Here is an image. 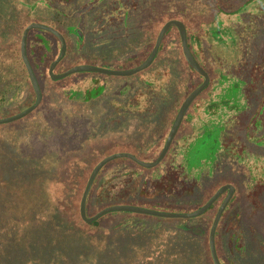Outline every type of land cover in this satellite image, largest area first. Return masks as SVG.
Segmentation results:
<instances>
[{
  "label": "rangeland",
  "instance_id": "1",
  "mask_svg": "<svg viewBox=\"0 0 264 264\" xmlns=\"http://www.w3.org/2000/svg\"><path fill=\"white\" fill-rule=\"evenodd\" d=\"M7 1L0 0V25ZM86 1H76L82 6L80 28L75 30L81 41L73 35V29L68 30L72 35L68 37L59 32L68 46L81 50L75 66L128 71L143 63L142 53L149 46L147 9L118 8L116 0H98L92 8ZM186 10L202 17L204 23L198 24L201 21L196 22L193 16L195 23L186 24L192 32L200 34L199 39L191 41L199 65L208 76L211 70H219L221 66L240 78L231 89L217 96L218 104H210L212 112L219 108L231 109L225 100L234 101L233 109L240 112L243 107L237 105L241 94V105L245 101L248 110L240 113L238 126L230 133L224 132L222 145L226 149L213 166V154L221 148L217 142L206 141L203 150L208 148L211 153L194 155L196 161L188 157L183 160V155L177 154V144L176 150L152 169L122 160L110 162L102 174L97 194L105 201L124 199L121 205L190 214L223 184L233 183L240 189L241 179L249 178L245 168L249 165L255 190L252 187L248 193L241 220L240 194L220 220L215 233V251L220 264H264V187L259 186L264 184V169L253 165V159L247 157H263L264 149L244 141L250 136L264 143V0H190ZM41 13L50 17L48 10ZM235 17L244 25L230 35L240 38V77L234 61L230 69L227 63L217 61L220 64L215 65L212 43L202 36L209 33L216 46L221 40L226 42V38L219 37L223 34L219 28L234 22ZM211 20L218 27L207 28L205 24ZM29 33V46L38 43L40 37L50 51L45 53L41 65L37 54L28 56L36 78L43 83L41 107L20 121L0 125V264H213L208 236L213 211L219 202L206 215L190 220L114 215L103 222L105 227L112 228L110 233L93 239L83 230L68 234L57 228L55 208L47 191L53 180L73 179L81 189L94 163L113 154H131L144 163L158 158L171 128L168 127L181 107L178 105L186 99V92H192L199 83L196 75L183 66L178 33L172 31L164 41V51L161 49L156 62L143 72L130 77L79 73L60 81L48 77L49 65L60 51L58 39L47 32ZM124 48L127 50L122 51ZM232 50L230 54L237 49ZM3 63H0V119L22 112L32 101L28 98V85L20 80L14 67L9 69ZM150 84L153 86L150 89L156 90L153 93L148 90ZM5 85L9 87L7 92ZM206 89L197 97L200 106L196 104L187 111L191 118L187 122L183 120L174 140L194 136L199 125L197 119H206L204 102L200 100L208 98ZM82 90L84 98L75 94L72 99L67 96L71 91ZM208 91L211 95L217 92H212L210 87ZM191 167L202 169L185 175V170ZM167 174L173 181L180 178L182 187L176 185L175 190L171 189L172 180L168 179V183L167 179H160ZM59 175L61 180L56 179ZM10 236L19 238L17 241L21 243L25 241L27 246L19 248L15 240L9 243V249L18 248V251L7 255L3 242Z\"/></svg>",
  "mask_w": 264,
  "mask_h": 264
},
{
  "label": "trees",
  "instance_id": "2",
  "mask_svg": "<svg viewBox=\"0 0 264 264\" xmlns=\"http://www.w3.org/2000/svg\"><path fill=\"white\" fill-rule=\"evenodd\" d=\"M76 1L77 0H12V1L8 0L7 1L8 3L5 4L4 10L6 12H4L5 14L4 19L2 21V25H0V63L6 62L3 64L9 69H12V67H14L15 70L14 68L13 70L18 73L20 80L24 83V85L26 84L28 85V89H29L28 98L31 99L32 101L28 102V105L26 108L33 105L35 101V95L30 85L28 75L25 70L24 64L22 62L21 55H20V41H21L22 33L24 29L31 23H39V24H43L51 28H54L55 30L60 32L64 37L72 36L68 33V30L73 29L74 30L73 35L76 37L78 41H81L80 37L77 35L75 30H79L80 28V10L82 9V6L81 5L79 6L76 3ZM194 1L196 2V0ZM189 2L190 0H146L145 2L142 0H116V4L118 8L129 9V8H134V7L135 8L144 7L148 11L146 16L148 18L147 27H148L149 46L145 48V51L143 50L145 53L147 52V54L142 53L145 55V57L143 58V61L146 59V57L149 55V53L153 49L155 38L165 23L171 20L180 21L184 23L185 25L186 24L188 25L189 23H195L193 20V16H194L193 13H187L188 10H186L188 8ZM86 3H87V6L93 8L99 2L98 0H87ZM193 6L194 5H192V7ZM47 10L50 11V17H47L45 14L41 13L42 11H47ZM125 15L126 17L129 16L128 14H124V16ZM233 15L235 14H232V16ZM194 17L196 18L195 20L196 22H199L202 20V17L200 16L199 17L194 16ZM198 24L201 25L204 23L201 21ZM188 30L190 31V29ZM35 31H39V30H35ZM172 31H176V28L171 27L168 29V31L166 32L163 38V41L161 43L157 56L160 54L161 49H163L164 51V47H165L164 41H166L168 36L172 34ZM40 32H44V31H40ZM192 34L194 35L195 33L192 32ZM38 39L43 41V39H41L40 37H38ZM126 50L127 49L124 48L122 51H126ZM131 50H133V48H131ZM80 52L81 50L79 47L71 45V44H69L68 46V43H67L66 55L64 56L62 61L56 66L54 72L57 74L63 73L67 71L68 69L74 67L75 62L78 61L77 58L80 57V54H81ZM180 56H181L184 68L185 69L189 68L190 72L196 75V77L199 79L198 85H200V83L203 81V78L189 67V65L185 62L181 51H180ZM156 58L155 60H157ZM155 62L156 61H154V63ZM209 78L211 80L210 85H209L211 91L212 92L221 91V93L217 95V92H216L213 95H211L210 91H206L208 98L207 99L201 98V102H204L203 111H204V116L206 117V119L205 120L197 119V122H199V125L196 128L197 131L194 136L188 137L186 135L182 137L181 140H179V138L177 140L175 139L173 141V144L171 146L172 148L170 149L168 155L170 154V152L176 150V147L178 144L179 149L177 148L178 149L177 154L183 155V158H182L183 160L185 159L187 160V157H188L190 158V160L196 161L195 158L199 156L198 153L200 152H207L206 154L210 155L211 152L210 150H208V148L206 151L203 150L206 141L213 142V143L217 142L218 145H220L221 147L219 149L220 151L218 150L219 152L216 153V156L212 153L213 157L215 156L214 157L215 162L213 163V165L216 162H218L219 156L224 154L223 150L226 149V147H223L222 145L223 137L226 135L224 132L230 133V131L232 130L234 126H238V122L240 120V113L244 111H240V112L235 111L233 109L234 101L232 100H229V101L225 100L227 101L225 102L226 104L231 105L232 107L231 109H226V108L216 109L217 107H215L214 110L215 109L216 110L212 112V108H210V104H212V102L218 104L217 96L219 95L222 96L226 92L227 89H231L233 83L240 81V78L234 75V72L231 69L224 70L221 68V66H219V70H216V71L211 70V75L209 76ZM47 79H48L47 81H50L49 78ZM198 85H196L195 87L197 88ZM152 87H153L152 84H150V86L148 87V90L150 91L151 90L150 88ZM4 88H5L4 90L5 92H7V90L9 89V87H6V85ZM155 91H156L155 89H152L151 93ZM75 93L69 92L67 96H69V98L72 99ZM190 93L191 91L186 92L185 97H187V95H189ZM242 100H243V96L241 97L240 101L242 102ZM196 104L200 106L199 103H196ZM196 104H194L193 107ZM41 105L42 103L40 104V107ZM243 105L246 107L245 101L243 102ZM178 106L180 107L181 103ZM246 110H248L247 107H246ZM190 118H191V114L190 112H188L185 115L184 122H187ZM227 126L229 128L228 130L225 131V128ZM170 127L171 126H169L168 128ZM195 141H196V145L194 144ZM244 141L248 142L250 145L255 144V146H257V144H259L261 145V147L259 148L264 149V143L261 140H254L252 137L246 136ZM191 147L195 148V150L191 151L190 150ZM194 155H196V157ZM236 155H240V154H236ZM204 156H207V155H204ZM121 160L126 161L132 165H135L133 162L127 159H119L116 161H121ZM100 161L101 159L95 162L94 165L91 167L90 171L85 176L84 184L81 189L80 188L78 189L79 185H75V181L73 179L68 180V181L53 180L51 182L48 188L49 190L47 189V191L49 193L51 204L55 208L54 214L58 221L56 223H57V228L59 230H63V232L65 233L67 232L68 234L69 233L78 234L80 233L79 231L83 230L82 232H85L86 235L90 236L93 239H96V238L109 234L112 229L111 227L108 228L103 225V222L105 220L110 219L114 215H125V214L128 215L129 214V213L109 214V215L102 217L98 221L94 222L90 226L86 225L81 220V217L79 214L80 199H81L83 190L85 188L86 182L88 180V177L91 171ZM116 161H113V162H116ZM253 162H254L253 165L256 164L255 166H260L262 169H264V160L262 158L261 159L255 158ZM111 163H108L100 170V172L98 173V175L96 176L92 184V187L89 191L87 201H86L87 217H92L95 214H97L99 211L107 207L123 204L124 199L113 198L110 201L108 200L105 201L101 199L103 198L101 195L97 194V191L100 188L98 187V185L100 183L102 174L104 173V171L107 169V167ZM202 165L203 163L200 164V166ZM248 166L249 165H245L247 172L249 170L252 171V167L250 168ZM200 169H202V167H200ZM188 170H185L187 171V173L184 172L185 175L187 174L190 175V172ZM249 173L250 171L248 172V175ZM61 176L62 175H59L56 179L61 180L62 179ZM217 189L218 188L214 190V193L217 191ZM213 194H211L209 198ZM214 207L215 206H213L212 209L209 210L208 212L212 211ZM208 212H206L204 215H206ZM213 212L215 213L216 209ZM17 239L19 238H14L10 236L7 238L5 242H3V250H7L6 251L7 255H15V253L18 251V248H16V250L9 249V243L15 242V240L18 243L19 248H23L27 246V243L25 241L21 243L17 241Z\"/></svg>",
  "mask_w": 264,
  "mask_h": 264
},
{
  "label": "water",
  "instance_id": "3",
  "mask_svg": "<svg viewBox=\"0 0 264 264\" xmlns=\"http://www.w3.org/2000/svg\"><path fill=\"white\" fill-rule=\"evenodd\" d=\"M175 27L178 31L180 42H181V48L183 52V56L185 58L186 63L189 65L191 69H193L196 73H198L202 78L203 82L195 88L183 101L175 119L174 122L168 132V135L166 137L164 146L158 156V158L151 162V163H144L137 159L135 156L127 153H118V154H113L105 159H102L91 171L88 180L86 182L85 188L83 190L81 200L79 203V214L81 217V220L86 224V225H91L94 222L98 221L102 217L113 214V213H129V214H135V215H141V216H148V217H156V218H165V219H171V220H190L194 218H198L205 214L211 207L212 205L221 197V195L228 190V194L219 206L215 217L213 219V222L211 224L210 230H209V236H208V243H209V250L211 254V258L213 261V264H220L218 257L216 255L215 251V233L217 226L220 222V219L222 217V214L225 210V208L228 205V202L233 194L234 188L231 185H225L220 187L209 199L208 201L201 206L199 209L194 211L193 213L190 214H172V213H162V212H156V211H151L148 209L140 208V207H132V206H127V205H114L107 207L101 211H99L97 214H95L92 217H87L86 215V201L87 197L89 194V191L92 187V184L100 172V170L108 163L118 160V159H127L130 160L131 162L135 163L136 165L144 168V169H152L157 167L165 158L166 154L168 153L170 146L179 130V127L183 121V118L190 107V105L195 101V99L208 87L209 84V76L205 72V70L199 65V63L196 61L194 56L192 55L190 48L187 43V35H186V29L185 26L182 22L176 21V20H171L168 21L163 25V27L160 29L156 40L154 47L148 57L141 63L138 67L128 70V71H110L106 69H101V68H96V67H91V66H84V65H77L74 66L67 71L60 73V74H55L54 70L56 66L62 61L64 56L66 55L67 52V44L65 38L54 28H51L49 26L39 24V23H31L29 26L25 28V30L22 33L21 41H20V55L22 62L24 64L25 70L28 75V79L30 82V85L32 87V90L35 95V101L33 105L28 107L27 109L23 110L22 112L6 119H0V125H6V124H11L17 121H20L24 119L25 117L29 116L31 113H33L40 105L42 101V92H43V83L39 81L35 73L31 67V63L28 59L27 55V41H28V34L32 30H39V31H44L47 32L54 37H56L60 43V51L58 56L53 60L48 68V76L52 81H60L63 80L71 75L74 74H79V73H93V74H102V75H107V76H113V77H130L135 74H138L140 72H143L147 70L155 60L157 53L159 51V47L161 45V42L168 31L169 28ZM80 36V34H79Z\"/></svg>",
  "mask_w": 264,
  "mask_h": 264
},
{
  "label": "flooded vegetation",
  "instance_id": "4",
  "mask_svg": "<svg viewBox=\"0 0 264 264\" xmlns=\"http://www.w3.org/2000/svg\"><path fill=\"white\" fill-rule=\"evenodd\" d=\"M128 18H126V20H127ZM233 21L234 22H232V23H228V24H223L222 26H220V28H219V30H221V29H223V34H221V35H219V37L220 38H226L225 39V41L226 42H224L223 40H221V42L219 43V44H217L218 46H216V43L214 42V39H213V37L209 34V33H205V35L204 34H202V36L203 37H207L208 39H209V41L212 43L211 44V51H212V55H213V58L215 59V65L216 64H220V63H227L229 66H228V69H230L232 66H233V64H231V62L232 61H234L236 64H237V75L240 77V64H239V57H240V42H238V39H240L238 36H237V38L235 39V38H233L232 36L230 37V35H232V33L233 32H236V30L239 28V30H240V27L241 26H244V25H240L239 23H238V18L236 17V18H234L233 19ZM237 21V22H236ZM184 24V23H183ZM184 26H185V29H186V35H187V43H188V46H189V48H190V51H191V53H192V55L194 56V58L196 59V61H197V53L195 52L196 51V49H194L195 48V46H194V44H191V41H192V43L193 42H195L194 40L197 38V39H199V37H200V34H199V36L197 35V34H192V31L190 30H188L189 29V27L187 26V25H185L184 24ZM203 26V25H202ZM205 26H208L207 28H212V27H218V25L216 24V23H214V20H211L210 21V23H208V24H205ZM199 28H201V26H199ZM232 31V32H231ZM176 32L178 33V31H177V29H176ZM178 37H179V34H178ZM234 40H236L235 41V43H233L232 41H234ZM39 42L38 43H35L32 47L31 46H29V41L27 42V51H28V56H31V55H35V57H36V54L40 57H36V59H38V65H41L42 64V62H41V60H42V58L44 57V55H45V53L46 52H49L50 51V48H49V45L47 44V43H45L44 44V42L42 41V40H38ZM179 42H180V38H179ZM224 42V43H223ZM42 43V44H41ZM181 43V42H180ZM230 47V48H229ZM232 49H237V50H235L234 51V54H230V52H233V50ZM263 49H264V47H263ZM181 50H182V48H181ZM223 50V51H222ZM183 53V52H182ZM239 54L238 56L236 55V54ZM184 57V56H183ZM217 61H219V62H217ZM222 61V62H221ZM224 61H226V62H224ZM229 61V62H228ZM198 62V61H197ZM233 63V62H232ZM217 68H218V66H217ZM222 68V67H221ZM211 72V71H210ZM210 82H211V80H210V78H209V84H208V88H209V85H210ZM90 85V84H89ZM199 86V85H198ZM208 88L206 89V91H208ZM71 92H73V91H71ZM75 93V92H74ZM221 93V91H218L217 92V95L218 94H220ZM75 95H77V96H79V95H81V97L82 98H84V90H82V91H79V92H77V93H75ZM213 97V96H212ZM242 97V94L240 95V98ZM197 100H199V99H195V101L190 105L191 107H189L190 109L193 107V105L194 104H196L197 103ZM201 100V99H200ZM239 104V103H238ZM238 106V108H240V106L241 107H243L242 109H240V111H246V107L244 106V105H241V101H240V105H237ZM189 108H188V110H189ZM187 110V111H188ZM221 110V109H220ZM190 111V110H189ZM186 114H187V112H186ZM185 114V115H186ZM259 116H260V113H259ZM184 118H185V116H184ZM184 118H183V120H184ZM183 122V121H182ZM256 123H257V119H255L253 122H252V126H254V125H256ZM256 127L254 126V129H255ZM194 150V149H193ZM168 154V153H167ZM166 154V155H167ZM216 156V155H215ZM214 156V157H215ZM252 158L253 160L255 159V158H258V159H263L264 160V156L262 157V156H260V155H248V159L249 158ZM212 166H213V164H212ZM193 170H196V171H199V169L198 168H195V169H193L192 167H191V170L189 169L188 171H193ZM211 171L213 170L212 168L210 169ZM249 172V171H248ZM252 174H253V172H252ZM254 175V174H253ZM169 176V174H167L166 176H162V177H160V179L161 178H163V179H167V182L169 183V180H172V178H170V177H168ZM249 178L247 179H245L244 177L241 179V182H240V189H239V187H237L235 184H233V183H227V184H223L222 186H225V185H231L233 188H234V191H233V194H232V196H231V198H230V200H229V202H228V205H227V207L225 208V210H224V212H223V214H222V217H221V219L220 220H222L223 219V217H224V215H225V213L229 210V208H230V206L231 205H234L236 202H237V197L239 196V194H240V220H241V215L243 214V211H242V208H243V206H245V203H246V198L248 199V197H249V191H250V189L254 186V183L252 182V177H251V174L249 173V176H248ZM162 179V180H163ZM169 179V180H168ZM250 179H252L251 181H250ZM172 183L174 184L173 185V187H171V189L173 188L174 190H175V188L177 187L176 185H180L181 187H182V182H181V179L179 178L178 180H175V181H173L172 180ZM222 186H220V187H222ZM260 186V189H262L263 187H264V184H261V185H259ZM219 187V188H220ZM218 188V189H219ZM170 189V190H171ZM217 189V190H218ZM252 190H255L254 189V187H253V189ZM227 194H228V190L227 191H225L222 195H221V197L215 202L216 204L218 203V207L216 208V212H217V210H218V208H219V206L221 205V203L223 202V200L225 199V197L227 196ZM215 203L212 205V207L213 206H215ZM212 207L209 209V210H211L212 209ZM208 210V211H209ZM207 211V212H208ZM216 212H215V214H216ZM214 217H215V215H214ZM240 237H242V234L240 233Z\"/></svg>",
  "mask_w": 264,
  "mask_h": 264
}]
</instances>
